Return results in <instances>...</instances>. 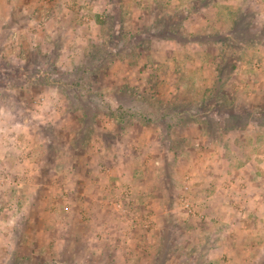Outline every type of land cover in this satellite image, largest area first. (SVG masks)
Returning <instances> with one entry per match:
<instances>
[{
	"label": "rangeland",
	"instance_id": "1",
	"mask_svg": "<svg viewBox=\"0 0 264 264\" xmlns=\"http://www.w3.org/2000/svg\"><path fill=\"white\" fill-rule=\"evenodd\" d=\"M0 264H264V0H0Z\"/></svg>",
	"mask_w": 264,
	"mask_h": 264
},
{
	"label": "trees",
	"instance_id": "2",
	"mask_svg": "<svg viewBox=\"0 0 264 264\" xmlns=\"http://www.w3.org/2000/svg\"><path fill=\"white\" fill-rule=\"evenodd\" d=\"M85 71H87V70H85ZM80 73L83 74V70H80Z\"/></svg>",
	"mask_w": 264,
	"mask_h": 264
}]
</instances>
